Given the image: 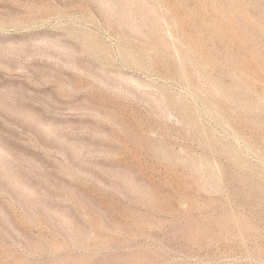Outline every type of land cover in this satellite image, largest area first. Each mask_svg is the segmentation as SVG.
<instances>
[{
	"label": "rangeland",
	"instance_id": "1",
	"mask_svg": "<svg viewBox=\"0 0 264 264\" xmlns=\"http://www.w3.org/2000/svg\"><path fill=\"white\" fill-rule=\"evenodd\" d=\"M99 1L0 0V264H264V0Z\"/></svg>",
	"mask_w": 264,
	"mask_h": 264
},
{
	"label": "bare ground",
	"instance_id": "2",
	"mask_svg": "<svg viewBox=\"0 0 264 264\" xmlns=\"http://www.w3.org/2000/svg\"><path fill=\"white\" fill-rule=\"evenodd\" d=\"M100 1H101V4H102V3H104V1L106 2L107 0H100ZM100 1H99V2H100ZM109 1L113 3L112 0H109ZM109 1H107L106 3H109V7H110V4H111V3H110ZM228 1H229V0H228ZM244 1H245V0H244ZM119 2H120V1H119ZM123 2H125V0H124ZM123 2H121V3H123ZM126 2H127V1H126ZM210 2H211V1H210ZM218 2H219V1H218ZM221 2H222V1H221ZM226 2H227V1H226ZM245 2H246V1H245ZM106 3L104 4V6H105V5L108 6V4H106ZM127 3H128V2H127ZM243 3H244V2H243ZM247 3H248V2H247ZM249 3H250V2H249ZM128 4H129V3H128ZM221 4H222V3H221ZM241 4H242V3H241ZM215 5H216V4H215ZM129 6H130V5H129ZM129 6L127 5V7H129ZM225 6H227L226 3H225ZM235 6H236V5H235ZM123 7H124V8L122 9L123 12H122V10L120 11V12H122V13H121V16L123 15V13H124V15H127V13L129 12L128 8L126 7V4H125V6H124V4H123ZM244 7H245V6H244ZM130 8H131V7H130ZM152 8H155V7H152ZM224 8H225V7H224ZM150 9H151V8H150ZM238 9H241V8L239 7ZM147 10H148V9H147ZM220 10H221V9H220ZM245 10H246V9H244L243 11H245ZM131 11H132V10H130V12H131ZM133 11H134V10H133ZM154 11H155V10H154ZM156 11H157V10H156ZM236 11H237V10H236ZM238 11H239V10H238ZM41 12H42V11H41ZM150 12H151V11H150ZM150 12H147V13H150ZM144 13H146V12H144ZM147 13H146V14H147ZM157 13H158V12H157ZM243 13H245V12H243ZM43 14H44V13H43ZM146 14H145V15H146ZM151 14H152V13H151ZM154 14H155V12H154ZM168 14H169V13H168ZM216 14H217V13H216ZM245 14H246V13H245ZM247 14H249V13H247ZM129 15H131V14H129ZM158 15H159V14H158ZM233 15H234V14H233ZM42 16H43L44 18L46 17V16H44V15H42ZM216 16H218V15H216ZM127 17H129V16L127 15ZM146 17H147V16H146ZM155 17H156V16H155ZM158 17H159V16H158ZM158 17H156V18H158ZM172 17H174V16H172ZM228 17H229V16H228ZM246 17H247V16H246ZM123 18H124V16H123ZM125 18H126V16H125ZM147 18H148V17H147ZM160 18H161V17H159L158 20H159ZM162 18H163V17H162ZM214 18H215V16H214ZM216 18H217V17H216ZM253 18H254V17H253ZM42 19H43V18H42ZM121 19H122V18H121ZM154 19H155V18H154ZM247 19H248V18H247ZM43 20H44V19H43ZM45 20H46V19H45ZM126 20H127V19H126ZM150 20H151V19H150ZM160 20H161V19H160ZM160 20H159V21H160ZM222 20H223V19H222ZM253 20H254V19H253ZM7 21H8V20H7ZM27 21H28V20H27ZM213 21H214V20H213ZM226 21H227V20H226ZM257 21H258V20H257ZM257 21H256V23H257ZM1 22H2V21H1ZM10 22H11V21H10ZM14 22H15V21H14ZM14 22H13V24H14ZM28 22H29V21H28ZM30 22H31V21H30ZM123 22H124V21H123ZM152 22H153V21H152ZM214 22H215V21H214ZM250 22H251V21H250ZM6 23H7V22H6ZM16 23H17V22H16ZM26 23H27V22H26ZM33 23H35V22H33ZM155 23H157V22H155ZM160 23H161V22H160ZM215 23H216V25H217V22H215ZM215 23H214V25H215ZM221 23H222V22H221ZM254 23H255V22H254ZM263 23H264V22H263ZM0 24H1V23H0ZM24 24H25V23H23V25H24ZM177 24H178V23H177ZM232 24H233V23H232ZM243 24H244V23H243ZM14 25H15V24H14ZM25 25H26V24H25ZM151 25H152V24H151ZM162 25H163V24H162ZM218 25H219V24H218ZM238 25H239V23H238ZM0 26L3 27L4 24H1ZM27 26H28V24H27ZM31 26H32V25H31ZM130 26H131V25H130ZM152 26H153V28H154V25H152ZM155 26L158 27V25H155ZM210 26H212L211 23H210ZM225 26H226V25H225ZM239 26H240V25H239ZM241 26H242V25H241ZM245 26H246V25H245ZM261 26H262V25H261ZM2 27H1V28H2ZM159 27H160V26H159ZM235 27H236V26H235ZM151 28H152V27H151ZM215 28H218V27L215 26ZM236 28L239 29L238 27H236ZM6 29H7V27H6ZM155 29H157V28H155ZM218 29H219V28H218ZM224 29H225V28H224ZM224 29H223V30H224ZM72 30H73V29H72ZM152 30H153V29H151V31H152ZM157 30H158V29H157ZM219 30H220V29H219ZM221 30H222V28H221ZM226 30H227V29H226ZM231 30H232V27H231ZM255 30H256V29H255ZM229 31H230V30H229ZM256 31H257V30H256ZM74 32H75V31H74ZM78 32H79V31H78ZM89 32H90V31H89ZM183 32H184V31H183ZM234 32H235V31H234ZM241 32H242V31H241ZM75 33H76V32H75ZM82 33H83V32H82ZM87 33H88V31H87ZM90 33H91V32H90ZM150 33H151V32H150ZM235 33H236V32H235ZM255 33H256V32H255ZM258 33H259V32H258ZM72 34H73V33H72ZM88 34H89V33H88ZM151 34H152V33H151ZM82 35H83V34H82ZM148 35H149V34H148ZM153 35H155V34H153ZM153 35H152V37H153ZM156 35H157V34H156ZM156 35H155V37H157ZM77 36H78V35H77ZM83 36H84V35H83ZM88 36H89V35H88ZM256 36H257V35H256ZM78 37H79V36H78ZM84 37H85V36H84ZM90 37H91V36H90ZM93 37H94V36L92 35V39H93ZM257 37H258V36H257ZM79 38H80V37H79ZM81 38H83V37H81ZM86 38H87V35H86ZM86 38H85V39H86ZM95 38H96V37H95ZM158 38H159V40H160V37H159V36H158ZM163 38H166V36H165V37L163 36ZM190 38H191V37H190ZM190 38H189V39H190ZM200 38H201V37H200ZM85 39H84V41H85ZM92 39H90V41H91ZM161 39H162V37H161ZM244 39H245V38H244ZM246 39H247V38H246ZM7 40H8V39H7ZM31 40H32V39H31ZM33 40H35V39H33ZM33 40H32V41H33ZM76 40H77V38H76ZM88 40H89V39L87 38V41H88ZM99 40H101V39H99ZM162 40H163V39H162ZM248 40H249V39H248ZM5 41H6V40H5ZM5 41H3V42L5 43ZM27 41H28V40H27ZM27 41H26V43H27ZM32 41H31V42H32ZM77 41H78V40H77ZM84 41H83V42H84ZM87 41H85V42H87ZM96 41H97V40H96ZM157 41H158V40H157ZM165 41H166V40H165ZM197 41H198V40H197ZM9 42H10V40H9ZM16 42H17V41H16ZM20 42H21V41H20ZM28 42H29V41H28ZM31 42H30V43H31ZM94 42H95V41H94ZM162 42L164 43V41H162ZM167 42H168V41H167ZM169 42H170V41H169ZM189 42H190V41H189ZM189 42H188V43H189ZM192 42H193V41H192ZM192 42H191V43H192ZM0 43H2V42L0 41ZM4 43H2V44H4ZM13 43H14V42H13ZM13 43L11 42V44H13ZM22 43L25 44L24 41H23ZM95 43H96V42H95ZM100 43H101V42H100ZM163 43H162V44H163ZM173 43H175V42L173 41ZM198 43L201 45V43H200L199 41H198ZM2 44H0L1 47H2ZM8 44H9V43H8ZM19 44H20V43H19ZM19 44H17V45H19ZM23 44H20V45L23 46ZM34 44H36V43H34ZM88 44H92V42H91V43L88 42ZM168 44H170V43H168ZM171 44H172V43H171ZM193 44H194V43H193ZM13 45H14V44H13ZM17 45H15V46H17ZM30 45H31V44H30ZM93 45H94V43H93ZM96 45H98V47H99V44H96ZM96 45H95V46H96ZM165 45H166V42H165ZM173 45H174V44H173ZM257 45H258V44H257ZM257 45H256V46H257ZM5 46H7V43H6ZM5 46H4V47H5ZM27 46H28V45H27ZM95 46H94V47H95ZM102 46H104V44H103ZM167 46H169V45H167ZM170 46H171V45H170ZM176 46H177V45H176ZM179 46H180V45H179ZM196 46H197V45H196ZM196 46H194V47H196ZM204 46H205V45H204ZM9 47H10V45H9ZM13 47H14V46H13ZM13 47H12V48H13ZM18 47H19V46H18ZM82 47H83V46H82ZM92 47H93V46H92ZM163 47H166V46L163 45ZM171 47H172V46H171ZM174 47H175V46H174ZM186 47H187V46H186ZM19 48H20V47H19ZM22 48H23V47H22ZM84 48H85V47H84ZM143 48H144V47H143ZM146 48H147V47H146ZM169 48H170V47H169ZM176 48H177V47H176ZM176 48H175V51H176V50L179 51L178 49H180V47H179L178 49H176ZM188 48H189V47H188ZM202 48H203V47H202ZM4 49H5V48H4ZM88 49H89V48H87V50H88ZM98 49H99V48H98ZM14 50H15V49H14ZM83 50H84V49H83ZM89 50H90V49H89ZM93 50H94V49H93ZM95 50H96V48H95ZM95 50H94V52H95ZM99 50H100V49H99ZM103 50H105V49H103ZM123 50H124V49H123ZM142 50H143V49H142ZM7 51H8V50H7ZM106 51H107V49H106ZM106 51H105V52H106ZM148 51H149V49H148ZM155 51H156V50H155ZM177 51H176V52H177ZM189 51H191V50H189ZM199 51H200V50H199ZM199 51H198V52H199ZM91 52H92V51H91ZM98 52H99V51H98ZM105 52H103L104 55H107ZM179 52H180V51H179ZM85 53H86V52H85ZM88 53H89V52H88ZM121 53H122V52H121ZM126 53H127V51H126ZM131 53H132V52H131ZM142 53H143V52H142ZM150 53H151V52H150ZM158 53H159V52H158ZM164 53H165V52H164ZM184 53H185V52H184ZM199 53H200V52H199ZM205 53H206V52H205ZM208 53H209V52H208ZM128 54L130 55L129 52H128ZM145 54H147V53H144V55H145ZM174 54H175V53H174ZM193 54H194V53H193ZM200 54H201V53H200ZM206 54H207V53H206ZM254 54H256V53H254ZM258 54H259V53H258ZM91 55H92V54H91ZM122 55H123V53H122ZM126 55H127V54H126ZM150 55H151V54H150ZM179 55H181V54L179 53ZM179 55H178V53H177V56H178V57H179ZM182 55H184V54L182 53ZM249 55H250V54H249ZM256 55H257V54H256ZM97 56H99V55H97ZM132 56H133V55H132ZM154 56H155V55H154ZM174 56H176V55H174ZM193 56H194V55H193ZM259 56H260V54H259ZM92 57H93V56H92ZM95 57H96V56H95ZM95 57H94V58H95ZM101 57H102V56H101ZM106 57H107V56H106ZM150 57H151V56H150ZM184 57H185V55H184ZM196 57H197V56H196ZM243 57H244V56H243ZM108 58H109V56H108ZM131 58H132V57H131ZM136 58H137V57H136ZM147 58H148V57H147ZM156 58H158V57H156ZM193 58H194V57H193ZM206 58H207V57H206ZM208 58H209V56H208ZM211 58H212V57H211ZM97 59H98V58H97ZM140 59H141V58H140ZM195 59H196V58H195ZM199 59H200V58H199ZM199 59H198V60H199ZM105 60H106V59H105ZM134 60H135V58H134ZM137 60H138V59H137ZM171 60H172V59H171ZM243 60H244V59H243ZM142 61H143V59H141V62H142ZM155 61H156V59H155ZM155 61H154V62H155ZM175 61H176V60H175ZM199 61H200V60H199ZM150 62H152V61H150ZM186 62H187V61H186ZM209 62H210V61H209ZM171 63H172V62H171ZM176 63H177V62H176ZM197 63H198V62H197ZM243 63H244V62H243ZM243 63H242V64H243ZM137 64H138V62H137ZM139 64H140V62H139ZM168 65H169V64H168ZM192 65H193V64H192ZM204 65H205V64H204ZM169 66H170V65H169ZM200 66H201V65H200ZM141 67H142V65H141ZM167 67H168V66H167ZM178 67H179V70L181 71V74H182V77H183V80H184V83H185V86H186V92H187V90H188V93H190V92H194V95H196L195 93H197V94L200 93V92H201L200 89H203L204 87H203V88H202V87L199 88L196 84H192V83H191L189 76L185 73V65H184L183 63H180V64L178 65ZM187 67H188V66H187ZM242 67H244V66H242ZM246 67H247V66H246ZM188 68H189V67H188ZM239 68H240V67H239ZM172 69H173V68H172ZM262 69H263V68H262ZM191 70H192V69H191ZM199 70H200V69H199ZM204 70H205V67H204ZM243 70H244V69H243ZM173 71H174V70H173ZM205 71H206V70H205ZM236 71H237V70H236ZM171 72H172V71H171ZM206 72H207V71H206ZM206 72H205V73H206ZM238 73H239V71H238ZM206 74H207V73H206ZM248 74H249V73H248ZM205 76H206V75H205ZM210 76H211V74H210ZM238 76H239V75H238ZM247 76H248V75H247ZM206 77H207V76H206ZM208 78H209V77H208ZM240 78H241V77H240ZM209 79H211V77H210ZM254 79H255V78H254ZM214 80H215V79H214ZM214 80H212V81L214 82ZM216 81H218V80H216ZM197 83H198V81H197ZM218 83H219V82H218ZM247 83H248V82H247ZM214 84H215V82H214ZM216 84H217V82H216ZM219 84H220V83H219ZM219 84H218V85H219ZM183 85H184V84H183ZM218 85H216V86H218ZM247 85H248V84H247ZM200 86H201V85H200ZM216 86H215V87H216ZM249 86H250V85H249ZM224 87H225V86H224ZM205 89H206V88H205ZM220 89H221V87H220ZM223 89H224V88H223ZM249 89H250V87H249ZM162 91H163V90H162ZM165 91H166V89H165ZM189 91H190V92H189ZM205 91H206V90H205ZM205 91H203V92H204L203 94H205ZM221 91H222V90H221ZM229 91H230V90H229ZM235 91H236V90H235ZM235 91H234V92H235ZM244 91L246 92V90H244ZM171 92H172V91H171ZM249 93H250V91H249ZM164 94H165V93H164ZM180 94H181V93H180ZM240 94H241V92H240ZM183 95H185V94H183ZM206 95H207V93H206ZM229 95H230V94H229ZM231 95H232V94H231ZM234 95H235V94H234ZM165 96H166V95H165ZM165 96H164V97H165ZM177 96L179 97L180 95L177 94ZM169 97H170V96H169ZM169 97H168V98H169ZM212 97H213V95H212ZM180 98H181V96H180ZM180 98H179V100H180ZM183 98H184V96H183ZM185 98H188V96L185 97ZM199 98H200V97H199ZM241 99H242V97L240 98V100H241ZM249 99H251V98L249 97ZM172 100H173V99H172ZM181 100H182V98H181ZM212 100H213V99H212ZM246 100H247V99H246ZM167 101H169V100H167ZM202 101H203V100H202ZM206 101H207V100H206ZM216 101H217V100H216ZM173 102H174V101H173ZM214 102H215V100H214ZM242 102H243V101H242ZM245 102H246V101H245ZM247 102H248V101H247ZM250 102H251V101H250ZM169 103H170V102H169ZM174 103H175V102H174ZM204 103H205V102H204ZM237 103H238V102H237ZM251 103H253V102H251ZM175 104H176V103H175ZM184 104H185V102H184ZM216 104H217V103H216ZM243 104H244V102H243ZM255 104H256V103H255ZM171 105H172V104H171ZM205 105H208V104L205 103ZM205 105H204V106H205ZM220 105H221V104H220ZM238 105H239V103H238ZM208 106H209V105H208ZM208 106H207V107H208ZM246 106H247V104H246ZM249 106H250V105H249ZM172 107H174V106L172 105ZM172 107H171V108H172ZM194 107H195V106H194ZM194 107H193V110H194ZM220 107H221V106H220ZM242 107H244V105H243ZM253 107H255V106L253 105ZM177 108H178V107H177ZM177 108H176V109H177ZM183 108H184V107H183ZM244 108H245V107H244ZM205 109H208V108H205ZM250 109H251V108H250ZM209 110H210V109H208V111H209ZM218 110H219V109H218ZM184 111H186V110L184 109ZM187 111H190V110H187ZM212 112H213V111H212ZM177 113H178V112H177ZM188 113H189V112H188ZM218 113H219V112H218ZM220 113H221V110H220ZM223 113H224V112H223ZM25 114H27V113L25 112ZM30 114H31V113H30ZM179 114H180V111H179ZM189 114H191V113H189ZM193 114H194V113H193ZM193 114H191V115H193ZM213 115H214V114H213ZM215 115H216V114H215ZM217 115H218V114H217ZM225 115H226V114H225ZM25 116H26V115H25ZM25 116H24V117H25ZM32 116H33V114H32ZM27 117H28V116H27ZM194 117H195V116H194ZM222 117H223V116H222ZM34 118H35V116H34ZM34 118H33V119H34ZM228 118H229V117H228ZM192 119H193V118H192ZM192 119H191V120H192ZM197 119H198V117H197ZM197 119H196V122H193V121H192L194 124H196V127H197V122H198ZM35 121H36V120H35ZM37 122H38V121H37ZM39 122H40V121H39ZM219 122H220V121H219ZM221 122H222V121H221ZM227 122H230V121H227ZM188 123H189V122H188ZM227 124H228V123H227ZM43 125H44V124H43ZM44 126H45V125H44ZM198 127H199V125H198ZM43 129H44V128H43ZM45 129H46V126H45ZM196 129L198 130V128H196ZM46 130H48V129H46ZM201 130H203V129H201ZM201 130H198V132L201 131ZM205 130H206V129H205ZM49 131H50V130H49ZM52 132H53V131H52ZM201 132L204 134L203 131H201ZM201 132H200V133H201ZM205 132H206V131H205ZM213 132H214V131H213ZM208 133H209V132H208ZM215 133H216V132H215ZM203 134H202V136H204ZM215 135H216V134H215ZM200 136H201V135H200ZM217 136H218V135H217ZM198 137H199V136H198ZM215 137H216V136H215ZM203 138H205V137H203ZM218 139H219V138H218ZM220 139H221V138H220ZM220 139H219L218 141H220ZM206 140H207V139H206ZM199 141H200V140H199ZM209 141H210V140H209ZM206 142H207V141H206ZM220 143H221V141H220ZM207 144H208V143H207ZM212 144H213V143H212ZM217 144H218V143H217ZM224 144H225V143H224ZM73 145H74V144H73ZM218 145H219V144H218ZM216 147H217V146H216ZM253 148H254V147H253ZM216 149H217V148H216ZM234 149H235V148H234ZM219 150H220V149H219ZM219 150H218V151H219ZM221 150H222V149H221ZM229 150H230V149H229ZM232 151H233V150H232ZM232 151H231V152H232ZM235 151H236V150H235ZM220 152H221V151H220ZM228 152H229V151H228ZM225 154H226V153H225ZM235 155H236V154H235ZM237 155H238V154H237ZM232 156H233V155H232ZM233 158H234V157H233ZM236 158H237V157H236ZM205 160H206V159H205ZM207 160H208V159H207ZM232 160H233V159H232ZM236 160H237V159H236ZM240 160H241V159H238V161H240ZM198 161H199V160H198ZM198 161H197V162H198ZM233 161H234V160H233ZM246 161H247V160H244L243 162H246ZM210 162H211V161H210ZM210 162H209V163H210ZM0 163H1V161H0ZM2 163H4V161H2ZM200 163H201V162H200ZM206 163H207V162H206ZM243 164H244V163H243ZM3 165H4V164H3ZM204 165H206V164H204ZM241 165H242V164H241ZM211 166H212V165H211ZM211 166H210V167H211ZM203 167H204V166H203ZM214 167H215V166H214ZM199 168H200V167H199ZM6 170H7V169H6ZM4 171H5V170H4ZM7 172H8L7 175H9V174H10L9 171H7ZM10 175H11V174H10ZM10 175H9V176H10ZM9 176H8V177H9ZM12 177H13V176H11V178H12ZM14 177H15V176H14ZM239 178H241V177H239ZM16 179H17V178H15L14 180H16ZM18 180H19V179H18ZM244 180H245V179H244ZM10 181H11V179H10ZM20 181H22V180H20ZM250 182H252V181H250ZM252 183H253V182H252ZM19 184H20V183H19ZM242 184H243V181H242ZM244 184H245V183H244ZM244 184H243V185H244ZM261 185H262V184H261ZM25 187H26V186H25ZM245 187H246V186H245ZM20 188H21V185H20ZM249 188H250V187H249ZM249 188H248V189H249ZM258 188H259V187H258ZM24 189H25V188H24ZM246 189H247V188H246ZM250 189H251V188H250ZM260 189H261V187H260ZM25 190H26V189H25ZM27 191H28V190H26V192H27ZM30 192H31V191H30ZM148 193H149V192H148ZM154 201H155V200H154ZM54 214H55V213H54ZM59 214H60V213H59ZM58 216H59V215H58ZM61 216H63V214H62ZM64 218H67V217H64ZM64 218H63V219H64ZM64 220H65V219H64ZM64 220H63V221H64ZM67 221H68V220H67ZM65 222H66V221H65ZM69 223H70V222H69ZM71 224H72V223H71ZM248 224H249V223H248ZM66 225H67V222H66ZM68 225H69V224H68ZM249 225H250V224H249ZM69 226H70V225H69ZM69 226H68V227H69ZM71 228H72V227H70L69 229H71ZM67 229H68V228H67ZM69 229H68V230H69ZM70 231H71V230H70ZM74 231H75V230H74ZM71 232H72V231H71ZM72 233H73V232H72ZM97 233H98V232H97ZM75 234H76V233H75ZM97 235H100V234H97ZM95 237H96V235H95ZM75 238H76V237H75ZM75 238H74V239H75ZM98 238H99V237H98ZM74 239H73V240H74ZM96 239H97V238H96ZM100 239H101V238H100ZM78 241H79V240H78ZM99 241H100V240H99ZM101 243H102V242H101ZM103 243H104V242H103ZM103 245H104V244H103ZM97 247H99V246H97ZM60 255H62V254H60ZM83 255H84V254H83ZM85 257H86V256L84 255V258H85ZM129 258H130V257H129ZM78 260H80V259H78ZM82 260H83V259H82ZM61 261H62V260H61ZM68 261H69V260H68ZM124 261H125V260H124ZM128 261H129V260H128ZM86 262H87V261H86ZM125 262H127V261H125Z\"/></svg>",
	"mask_w": 264,
	"mask_h": 264
}]
</instances>
